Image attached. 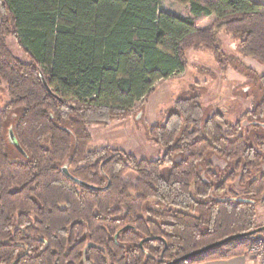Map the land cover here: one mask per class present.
<instances>
[{
    "label": "trees",
    "instance_id": "1",
    "mask_svg": "<svg viewBox=\"0 0 264 264\" xmlns=\"http://www.w3.org/2000/svg\"><path fill=\"white\" fill-rule=\"evenodd\" d=\"M175 1L191 14L162 10L161 0H0V85L11 98L0 109V264H165L257 228L264 73L228 61L220 34H234L239 53L264 66V3ZM202 48L257 84L244 114L248 130L207 111L192 87L148 129L162 157L89 149L90 126L130 117L158 81L186 70L188 50ZM10 128L24 153L10 142ZM66 165L102 189L73 181ZM259 234L178 264L248 255Z\"/></svg>",
    "mask_w": 264,
    "mask_h": 264
},
{
    "label": "rangeland",
    "instance_id": "2",
    "mask_svg": "<svg viewBox=\"0 0 264 264\" xmlns=\"http://www.w3.org/2000/svg\"><path fill=\"white\" fill-rule=\"evenodd\" d=\"M161 9L173 14L185 16L191 14L188 4H182L175 0H161ZM214 19L215 15L202 21L201 25L208 26ZM220 38L223 50L229 57L228 61L236 65L243 61L245 65L259 74L264 73V69L261 71L256 67L255 62L261 64L260 62L252 58L250 61L246 60L239 53V39L234 34L222 32ZM7 42L15 55L24 61L29 59L18 47L14 37H8ZM187 55L189 65L186 70L178 72L166 80L158 81L152 93L144 101L135 105L130 117L114 121L107 126H90L89 130L93 141L89 149L95 151L110 146L132 153L139 158L154 160L162 157L165 148L148 137V129L154 124L162 123L167 112L174 106L176 99L187 94L192 87L201 90L202 104L207 111L210 113L222 112L229 123L234 124L240 121L244 127L243 131L248 130L250 123L244 114L253 107L254 97L250 93L252 84L253 91H256L257 84L232 65H227L223 69L214 54L208 49H190ZM10 100L7 85L3 83L0 85V109L4 108ZM12 154L19 157V154L14 150H12ZM215 164L217 169L225 167V163L218 159H215ZM230 188L235 190L240 197L244 195L236 184L231 185ZM230 196L231 194L226 195L227 198ZM255 225L257 227L264 226V207L260 203L256 205ZM263 234L264 232L257 235L256 239Z\"/></svg>",
    "mask_w": 264,
    "mask_h": 264
},
{
    "label": "water",
    "instance_id": "3",
    "mask_svg": "<svg viewBox=\"0 0 264 264\" xmlns=\"http://www.w3.org/2000/svg\"><path fill=\"white\" fill-rule=\"evenodd\" d=\"M42 79H43V82H44L46 88H47L49 91H51V89H50V87H49V85H48V83H47V81H46V79L44 78L43 75H42ZM9 140H10V142H11L12 144H14V145L16 146V148H17L20 152L24 153V150H23V148L21 147L19 141L17 140V138H16V136H15V133H14V131H13L12 128H10V132H9ZM63 170H64L65 174H66L69 178H71L73 181H75V182H77V183H79V184H81V185H83V186H85V187L93 188V189H102L101 187H98V186H96V185H93V184H91V183H88V182H86V181H83L82 179H80V178L74 176V175L71 173V171L69 170V168H68L67 165L63 168ZM263 231H264V226H260V227H257V228H255V229H253V230H250V231H247V232H244V233H237V234L230 235V236H228V237H226V238H224V239H222V240H219V241H217V242H215V243L209 244V245H207V246H205V247H203V248H200V249L194 250V251H192V252H190V253H187V254H185V255H183V256H181V257H179V258H177V259H175V260H173V261L167 262V263H165V264H178V263L181 262V261H185V260H187V259H189V258H192V257L196 256V255L202 254V253H204V252H206V251H208V250H210V249H212V248H214V247H217L218 245H221V244H223V243H225V242H228V241H231V240H234V239L240 238V237H244V236H252V235H255V234L261 233V232H263ZM148 239H150V238H148Z\"/></svg>",
    "mask_w": 264,
    "mask_h": 264
},
{
    "label": "crops",
    "instance_id": "4",
    "mask_svg": "<svg viewBox=\"0 0 264 264\" xmlns=\"http://www.w3.org/2000/svg\"><path fill=\"white\" fill-rule=\"evenodd\" d=\"M258 3H264V0H253ZM205 26V25H203ZM246 60L250 61V57H245ZM256 67L259 70H263L264 66L261 64L256 63ZM198 264H260L259 260L251 255H243V256H235L231 258H223V259H215V260H209V261H203Z\"/></svg>",
    "mask_w": 264,
    "mask_h": 264
},
{
    "label": "built area",
    "instance_id": "5",
    "mask_svg": "<svg viewBox=\"0 0 264 264\" xmlns=\"http://www.w3.org/2000/svg\"><path fill=\"white\" fill-rule=\"evenodd\" d=\"M248 255L256 257L260 264H264V234L256 239V242L250 247Z\"/></svg>",
    "mask_w": 264,
    "mask_h": 264
}]
</instances>
